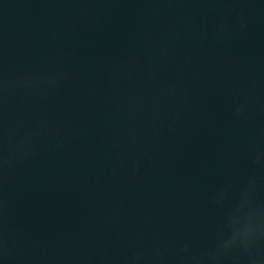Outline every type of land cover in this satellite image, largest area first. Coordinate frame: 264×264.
Masks as SVG:
<instances>
[{"label":"water","instance_id":"water-1","mask_svg":"<svg viewBox=\"0 0 264 264\" xmlns=\"http://www.w3.org/2000/svg\"><path fill=\"white\" fill-rule=\"evenodd\" d=\"M0 264H264V0H0Z\"/></svg>","mask_w":264,"mask_h":264}]
</instances>
